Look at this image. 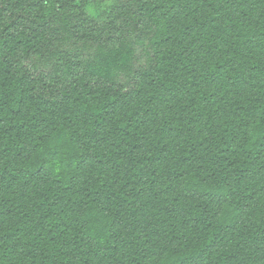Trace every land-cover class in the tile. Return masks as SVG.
<instances>
[{
	"label": "trees",
	"instance_id": "obj_1",
	"mask_svg": "<svg viewBox=\"0 0 264 264\" xmlns=\"http://www.w3.org/2000/svg\"><path fill=\"white\" fill-rule=\"evenodd\" d=\"M96 2L0 0V264H264V0Z\"/></svg>",
	"mask_w": 264,
	"mask_h": 264
},
{
	"label": "rangeland",
	"instance_id": "obj_2",
	"mask_svg": "<svg viewBox=\"0 0 264 264\" xmlns=\"http://www.w3.org/2000/svg\"><path fill=\"white\" fill-rule=\"evenodd\" d=\"M95 4H91L85 8L86 12L90 16H96L100 14L107 6L110 5V0H95Z\"/></svg>",
	"mask_w": 264,
	"mask_h": 264
}]
</instances>
